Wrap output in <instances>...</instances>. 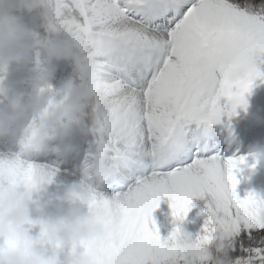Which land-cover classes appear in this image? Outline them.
I'll return each instance as SVG.
<instances>
[{"label": "snow or ice", "instance_id": "1", "mask_svg": "<svg viewBox=\"0 0 264 264\" xmlns=\"http://www.w3.org/2000/svg\"><path fill=\"white\" fill-rule=\"evenodd\" d=\"M45 8L49 31L66 34L76 59L89 57L100 69L96 102L104 112L97 128L103 142L144 147L151 173L95 207L121 217L117 240L128 264H167L172 255L161 240L152 212L161 197L171 215L184 219L194 197H207L208 225L231 234L235 264H264V221L258 200L235 188L246 157L222 156L204 141L209 126L228 122L246 109L253 81L264 76L252 55L264 47V0H33ZM235 29L250 38L213 41L208 33ZM200 33L197 39L196 33ZM224 100L223 105L220 104ZM255 165L253 164L252 167ZM33 169L0 161V176L30 180Z\"/></svg>", "mask_w": 264, "mask_h": 264}, {"label": "clouds", "instance_id": "2", "mask_svg": "<svg viewBox=\"0 0 264 264\" xmlns=\"http://www.w3.org/2000/svg\"><path fill=\"white\" fill-rule=\"evenodd\" d=\"M42 27L49 31L47 21ZM208 35L213 41H250L235 29L215 30ZM196 37L200 38L199 32ZM75 54L66 34L56 32L54 39L30 41L10 17L0 15V69L29 66L22 81L28 89L23 102L11 109L0 103V141L14 143L16 160L27 161L46 150L58 131L80 124L84 116L88 117L84 134L97 135L104 119L96 102L102 76L89 57L76 59L71 74L59 83L61 99H51L54 69L47 65L68 61ZM252 55L259 59L264 47L256 45ZM64 152L73 154L76 149L65 147ZM248 155L264 167V144L251 145ZM114 159L108 144L98 141L95 150L80 162V181L69 185L62 202L51 209L41 200L34 173L27 181L0 176V264H128L117 240L121 217L93 204L101 198L97 189L110 176ZM258 205L264 221V200H258ZM183 222L173 218L175 227L165 238L172 251L167 264H235L230 233L213 227L212 239L202 243L193 239Z\"/></svg>", "mask_w": 264, "mask_h": 264}, {"label": "bare ground", "instance_id": "3", "mask_svg": "<svg viewBox=\"0 0 264 264\" xmlns=\"http://www.w3.org/2000/svg\"><path fill=\"white\" fill-rule=\"evenodd\" d=\"M22 12L21 13L13 12L14 13L13 15H14V17L15 16L19 17L20 16L19 14H22ZM39 19H40V17H39ZM16 22H17V20H16ZM33 25H34L33 29H35V30H41L42 28L44 29V27H42V24H40V22H35V23H33ZM21 31L27 32L28 28L26 26L22 27ZM46 36L49 37V39L51 40V39H53L54 34L50 33V31H48ZM75 60H76V54L74 55V58L69 59L68 61H59V62L55 61L54 65H57L56 69H58V72H60V69H62L65 65H68V66L74 65ZM15 66L20 67L22 65H15ZM60 73H62V71ZM18 74H19V77L24 76L22 73H18ZM58 75H59V73H58ZM67 77L68 76H66V78ZM56 78H58V76H53V79H52L53 81L52 80L51 81L56 82L57 80H54ZM59 83L60 82H56L52 86V92L50 94L51 99L52 100L55 99V101H59L61 99V98H59L60 96L57 94V93H60L62 91L58 86ZM12 86L16 87L17 92H9V89ZM2 90H3V94L0 95V103L3 104L2 98L6 96L7 102L10 104V109L13 107V105L18 104V103H22L23 98L26 96V94L28 92V89H24L23 84H21L19 87V84L17 83V79H11V80H6V81L1 82L0 83V92ZM246 97L251 98V99H257L258 98L257 93H255V87H253L252 90L250 89V92L246 95ZM224 103H225V101L222 99L220 101V104L223 105ZM237 113L238 112L236 110V115L231 117V119L228 122L231 125V130H232V134L234 137L233 140H236V142L238 144H240L241 140L250 132V127L245 123L246 122L245 120L237 118ZM84 117L87 120V116H84ZM224 120H225V117L223 118L221 123L209 126L208 131L204 137V141L206 144H208V141L211 138L212 140H215V143L218 144L217 148H219V146L224 141L225 136H228L227 131H225V129H224ZM81 122L84 123L85 121L84 122L81 121ZM76 133H77V129L75 126L72 125L65 132H59L58 131L55 138L52 139V140H54V142H58V147L56 148V152L60 154V160H62V165L61 166L57 165V161H54V162L48 161V165H53L54 167H56V169H59L61 167V168H64L66 170L69 168L68 162L76 161L77 162L76 165H74L70 168L68 175L57 174V173L52 172L49 169L33 166L30 163L24 164V166H27L29 164L32 166L33 173L37 176V182L38 183H40L39 177L48 179L51 176H62L63 177L62 182L65 183L64 184L65 187H68L69 185H71V183L72 184L78 183L77 180L80 181L81 177H80L78 168L80 166V162L83 160V157L86 153H80L77 156H74V153L73 154L65 153L64 148L65 147H72L73 148L74 140H76L77 138H80V139H78V142L84 141V145L87 147H93L90 151H94L96 146H97L98 141H100L101 139L97 135L96 136L85 135L84 130H83L81 135L75 136ZM105 143L108 144L109 154L115 155V161L112 165L110 176L103 182L102 185L99 186L101 191L108 192L110 189H113L115 191H118V194H121V193L127 191L130 187H133L134 185H136L137 182L140 180L141 175L143 173H145V174L151 173L152 166H153V157L148 153V151L144 147H138V146L127 147L121 141H117L115 143H108V142H105ZM5 144H6V147L8 149H12L13 146L15 147L14 143L10 140H7ZM118 147H119V151L121 153L118 152ZM208 147H210V146H208ZM131 151H134L133 156L131 157L130 161L128 162L126 168L124 170H121L119 163H120V158H122V156H123L122 153L128 154ZM52 152H53V149L51 148L50 144L48 143L46 150L42 151L41 153H39L37 155L30 157L28 160H35V161L40 160V159L43 160L45 158V156H47L46 157L47 159L48 158L51 159L52 156H54ZM5 159L13 160V159H15V157H11L10 155L0 156V161H2V160L5 161ZM246 163H248V166L241 170L245 174L244 181H241L238 177V173L240 171L235 173L236 179L238 180V184L235 188V192L237 194V197H240L241 195L245 194L247 192L248 188L251 187L253 184H256L257 181H260L264 185V167H262L258 163H254V161L251 159V157L249 159L245 160V164ZM253 164L255 165L254 167H252ZM121 175L124 176V179L122 181L119 178V176H121ZM248 178H249V180L247 182L246 180ZM38 190H40V189H38ZM118 194H116V193H109V194H104V195L100 194V197L111 199V198L117 196ZM57 196H59L60 199L58 201H55V197L57 198ZM62 196H63V194L56 195V194H54V192H52L50 197H49V199L51 200V202L49 203V209L54 208L57 205L56 202L57 203L59 201L62 202V199H61ZM199 199L202 200V199H208V198L204 197L201 199L200 197H194L190 203L192 206L194 205L193 211L192 212L189 211L188 214L192 215L193 212H199V207H198L199 202H200ZM153 212H152V220H151L149 226L151 227L152 224L154 223L155 227L157 229L158 235H159L160 229L162 227L166 228V226H169L168 221L171 220L170 223L174 224L173 223V217L171 215L170 201L167 197H161L158 206L153 210ZM163 215L166 216L165 220L160 218ZM183 225H185V222L183 223ZM164 232H165V230H163V232L159 235L161 237V240L163 239Z\"/></svg>", "mask_w": 264, "mask_h": 264}, {"label": "rangeland", "instance_id": "4", "mask_svg": "<svg viewBox=\"0 0 264 264\" xmlns=\"http://www.w3.org/2000/svg\"><path fill=\"white\" fill-rule=\"evenodd\" d=\"M3 1H9V0H3ZM15 1L16 0H11V2L8 3V5H6L3 10H1V8H0V15L10 17L15 22L16 27L20 31H21L22 27L26 26L28 28V31L27 32L21 31V33L24 34L25 36H27L30 41L40 40V39H44V38L49 39V37L46 36L48 31H46L45 28L43 29L41 27L43 30L42 29L41 30L33 29L34 28L33 23H35V22H40V24H42V25H44L46 23V19H45V15H44L45 14V8L42 5H40L39 3H33V1H32L31 6L28 9H25V12L23 11L22 14H19L20 15L19 17H17V16L14 17L13 12L15 11L16 7H19L18 6L19 4L15 3ZM39 17H40V19H39ZM16 20H17V22H16ZM50 33H53V32L50 31ZM53 34L55 36V33H53ZM54 36H53V39H54ZM75 62H76V60H75ZM75 62H74V64H75ZM49 64L50 65H47V67H50L53 69L56 67V65H53V62H50ZM256 66H257L258 70L260 71L261 75L264 76V55H261L260 58L256 60ZM28 67L29 66L27 65L26 68L21 67V68L16 69L12 65H8L6 68L0 69V80H9L10 78H13V75L14 76L16 75L15 79H17L18 84L21 85L22 81L26 78V72H27ZM73 67H74V65L64 66L63 70H61L62 73L58 72L59 75H58V80L56 82H60L63 79H65L66 76H69L72 72ZM14 71L22 72V73H24V76L21 77L19 80L17 72L15 73ZM56 71H58V69H56ZM56 82H50L51 86H53ZM253 84H255V86L258 87V89L263 93L262 97H264V82H261L260 79H257L255 81H253ZM57 94L60 96L59 98L62 97V91L60 93H57ZM53 101H55V99ZM249 112L254 113L253 109L251 107H246V109H243V111L240 112V117L243 116L245 113H249ZM222 118L223 117H221V119ZM82 120L87 123L88 117H87V120L85 117H82ZM241 166H243V165H241ZM238 177L241 181H244L245 174L242 171H240L238 173ZM248 180H249V178L246 181L248 182ZM44 185L45 184H38V189H40L39 194L41 196V200L44 198L42 200V202H44V201L48 202V206H49V203L51 202L49 197L51 194L48 193V189H46V185L45 186ZM249 191L258 193L261 197H264V185L260 181H257L256 184H253L251 187H249L247 192L238 198H241V199L244 198L245 195ZM55 201H58V199L56 197H55ZM206 201H207V199L200 200L199 206H198L199 212H193L192 215L188 214L189 213L188 212L184 218L185 225H183V227L185 228V230L188 233H190V235L193 237V239H197L198 237L204 235V231H203L204 224H205V221L208 220V213L205 210ZM58 203L60 204L61 202L59 201ZM58 203L56 202V204H58ZM193 207H194V205L192 206L190 204V212L193 211ZM164 217L165 216L163 215L160 218L163 219ZM170 222H171V220L169 221V226H166V228L162 227L160 229L159 235L163 232V230H165L162 241L165 240V238L168 236V234L172 231L173 227H175V225L170 223ZM32 234L33 235L35 234V230H33ZM2 244H3V240L0 239V245H2Z\"/></svg>", "mask_w": 264, "mask_h": 264}]
</instances>
